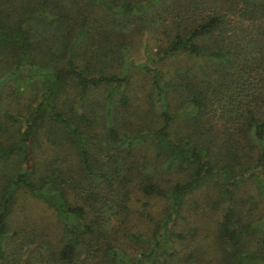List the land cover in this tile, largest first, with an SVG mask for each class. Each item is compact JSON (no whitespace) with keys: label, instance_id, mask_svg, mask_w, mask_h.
<instances>
[{"label":"trees","instance_id":"1","mask_svg":"<svg viewBox=\"0 0 264 264\" xmlns=\"http://www.w3.org/2000/svg\"><path fill=\"white\" fill-rule=\"evenodd\" d=\"M0 264H264V0H0Z\"/></svg>","mask_w":264,"mask_h":264},{"label":"rangeland","instance_id":"2","mask_svg":"<svg viewBox=\"0 0 264 264\" xmlns=\"http://www.w3.org/2000/svg\"><path fill=\"white\" fill-rule=\"evenodd\" d=\"M132 52H133V54H132L130 65L140 66V65L147 64L145 61V58H144V54H143V43H142V41H139L138 43L135 44ZM131 78H132V80L135 81L134 84L136 85L139 82V72L132 70V77ZM135 87H136V93H137L136 100L140 101L143 99L142 87H138L137 85ZM137 195H140V194H137ZM150 202L152 203L151 207L153 210L154 209L159 210L162 203H163L161 200H158L155 198H150ZM140 206H141L140 201L138 200L137 207H140ZM23 207L26 210L30 211L33 215L40 216L43 221H50L51 220L50 213L48 212V210H46L44 208V206H42V205L38 206L37 203L33 202L32 199H30L28 197H25V203L23 204ZM215 211H216L215 209L210 207L209 212L211 213L212 216L216 214ZM133 214L135 217L136 226L140 227L142 225V221L144 222L143 217L140 216L137 211H134ZM145 220H146V223L149 224L148 219H145ZM206 225H207V222H206Z\"/></svg>","mask_w":264,"mask_h":264}]
</instances>
